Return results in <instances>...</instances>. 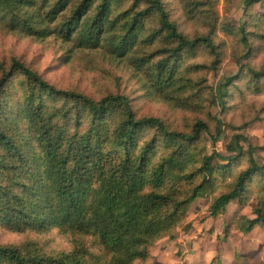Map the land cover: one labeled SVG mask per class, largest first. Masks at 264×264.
I'll return each instance as SVG.
<instances>
[{
    "label": "rangeland",
    "instance_id": "374dc122",
    "mask_svg": "<svg viewBox=\"0 0 264 264\" xmlns=\"http://www.w3.org/2000/svg\"><path fill=\"white\" fill-rule=\"evenodd\" d=\"M160 2L178 33L191 42L207 40L210 46L200 41L178 57L169 56L166 50L176 44L167 31L159 30L160 20L153 12L144 18L139 33L141 42L135 44L127 57L120 58L101 47L75 49L59 36L37 39L22 31L20 24L12 28L0 23V77L15 59L57 90L82 94L94 101L107 95L126 96L136 119L157 118L170 131L190 133L197 122L204 123L207 132L194 144L165 138L154 128L145 127L129 146L131 155H139L153 142L148 153L150 169L173 158L174 166L164 174V183L154 182L144 192H170L177 202L187 198L200 184V168L206 159L210 158L214 167L228 163L214 154L231 156L225 147L233 134H240L243 151L229 165L230 173L216 172L213 183L204 188V196L186 204L180 219L167 230L166 235L171 237L155 241L148 256L136 259L135 263L212 264L219 258L221 264H264V227L255 226L248 233L242 232L247 222L256 217V209L264 206L263 177H251L243 194L217 216L209 213L212 197L228 191L235 176L248 166L246 156L250 147L264 167V0ZM99 4V0L94 2L95 6ZM148 7L143 1L136 4L134 0H119L110 4V19L119 30L132 23L135 13ZM90 24L91 19L88 27ZM241 29L246 34V44L241 41ZM112 35L109 32L104 38ZM138 59L151 68L150 76L146 75V69L137 67ZM163 59L168 65L162 69L159 61ZM160 70L166 81L164 86L153 79ZM170 78L172 84L166 80ZM229 78L232 79L223 88L221 105L217 98L219 86ZM155 84L158 89L152 87ZM28 103L34 111L42 106L44 123L60 138L64 152L74 153L87 147L93 158L106 163L110 171L124 158L123 147L112 142L123 121L121 105L110 106L100 127L83 103L33 90V84L16 72L0 95V126L7 134L15 135L21 149L25 144L36 148L35 140L24 134L25 127L31 125L22 113ZM212 136L220 138L213 143ZM2 154L4 151H0ZM0 173L5 178L9 175L6 170ZM1 184L11 185L9 179L0 178ZM74 240L80 241L94 256H109L92 234H64L56 228L47 233L29 228L18 231L0 220V245L24 250L28 243H33L51 254L72 250Z\"/></svg>",
    "mask_w": 264,
    "mask_h": 264
},
{
    "label": "trees",
    "instance_id": "16d2710c",
    "mask_svg": "<svg viewBox=\"0 0 264 264\" xmlns=\"http://www.w3.org/2000/svg\"><path fill=\"white\" fill-rule=\"evenodd\" d=\"M95 1L0 0V23L12 28L20 24L22 31L37 39L59 36L75 49L101 47L111 56L120 58L127 57L136 47L135 44L141 42L139 33L144 18L153 12L160 20L159 30L167 31V36L176 44L171 50H166L169 56L178 57L181 52L193 49L200 41L210 46L207 40L191 42L178 33L169 22L160 0H134L136 4L143 1L149 7L135 13L132 23L121 30H117L116 22L110 19V4L119 0H99L98 6L94 5ZM89 19L91 24L88 27ZM109 32L113 35L104 38ZM240 33L241 41L246 44L244 30L241 29ZM136 65L146 69V75L150 76L151 68L146 66L143 59H138ZM165 65H168L166 59L159 61L160 68L163 69ZM16 72L33 84V90L44 92L50 97L60 96L83 103L100 127L110 106L121 105L123 121L116 130V140L112 142H118L123 147L124 158L115 170L113 168L110 171L106 163L102 164L99 158L97 161L93 158L87 147L79 148L74 153L64 152L60 138L52 134L44 123L41 105L34 111L28 103L22 111L32 125L25 127L24 134L30 140H35L36 148L25 144L21 149L15 135L7 134L0 126V151H4L0 155V170L9 173L7 178L0 173V178L9 179L11 184L0 186V220L18 231L29 228L38 233H47L51 228H56L64 234H92L97 236L98 244L109 255L108 258L102 254L94 256L78 240L73 241L72 250L51 254L33 243H28L24 250L0 245V264H136V259L148 256V249L155 241L165 236L171 237L166 235L167 230L180 219L184 206L204 196V188L213 183L216 172L230 173L229 165L242 154L239 143L243 137L233 134L225 147L231 156L214 154L228 163L214 167L209 163L210 158L206 159L200 168L201 182L187 198L177 202L170 192L146 193L144 189L152 183H164V174L174 166V160L167 158L155 168H148V153L153 142H149L139 155H131L129 146L134 144L138 131L151 127L165 138L194 144L202 133L207 132L204 123L197 122L190 133L170 131L157 118L136 119L126 96L107 95L94 101L82 94L57 90L15 59L0 77V95ZM162 73L160 70V74L153 78L162 83L160 86L166 82ZM232 78L224 80L219 86L217 98L221 105L225 96L223 88L229 85ZM166 80L172 84L171 78ZM152 87L159 88L156 84ZM29 101L33 102V99L29 98ZM214 137L213 143L220 138ZM246 158L248 166L235 176L231 188L212 197L209 207L212 217L243 194L251 177L258 175L264 178V167L257 162L253 148L248 149ZM255 226L264 227V206L256 209V217L247 222L242 232L248 233ZM212 264H221L220 259L214 260Z\"/></svg>",
    "mask_w": 264,
    "mask_h": 264
}]
</instances>
